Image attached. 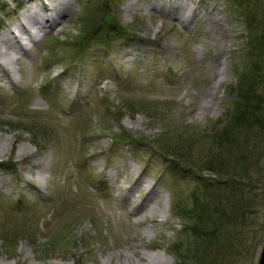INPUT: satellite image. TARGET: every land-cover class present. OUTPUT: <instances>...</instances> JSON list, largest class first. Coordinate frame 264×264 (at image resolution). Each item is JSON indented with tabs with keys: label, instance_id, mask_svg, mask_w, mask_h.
<instances>
[{
	"label": "rangeland",
	"instance_id": "rangeland-1",
	"mask_svg": "<svg viewBox=\"0 0 264 264\" xmlns=\"http://www.w3.org/2000/svg\"><path fill=\"white\" fill-rule=\"evenodd\" d=\"M48 1L0 0V36ZM56 1L0 58V264H257L264 3Z\"/></svg>",
	"mask_w": 264,
	"mask_h": 264
},
{
	"label": "bare ground",
	"instance_id": "bare-ground-1",
	"mask_svg": "<svg viewBox=\"0 0 264 264\" xmlns=\"http://www.w3.org/2000/svg\"><path fill=\"white\" fill-rule=\"evenodd\" d=\"M133 1L128 2V5H127L128 8L133 3ZM152 1L154 0H150V2ZM59 4L61 3L57 2L56 0H50L45 5L42 4V6H40L41 7L40 9L39 8L35 9L34 7H27L21 14L20 19H18V23H16V25L12 28V30L8 31L7 33L8 36L6 33L0 36V45H1L0 46V58L1 60L3 59L4 62L6 61V63L10 64L14 58V54H13L14 49L13 51L10 52V49L14 47V44L12 43V39H15L16 43H19V38H21L22 35H27V39H28V36L34 35L35 31L45 27L44 23L46 21L48 22L49 18L51 19V17H49L50 15H44L42 11L44 12L45 10L50 9L49 12L57 14ZM177 7L180 8V11L187 10L188 12L187 17L195 13V9L188 7L186 4H178ZM213 20L216 25H220L218 19H213ZM31 28H33L34 32L31 31ZM5 147H6V143L0 142V153H2V151L5 150ZM27 150H28V147L25 145H22L19 147L18 152L19 154H23ZM148 189L151 190L152 188L148 187ZM149 199L150 198H148V200ZM151 211H153V208L150 209V212ZM160 256H161V252H156V253L144 254L143 258L147 260L145 264H156V260L160 259ZM52 264H57V263L53 262ZM124 264H126V262H124Z\"/></svg>",
	"mask_w": 264,
	"mask_h": 264
},
{
	"label": "trees",
	"instance_id": "trees-1",
	"mask_svg": "<svg viewBox=\"0 0 264 264\" xmlns=\"http://www.w3.org/2000/svg\"><path fill=\"white\" fill-rule=\"evenodd\" d=\"M227 1L235 9H237V8L243 9L244 7L246 8L247 5L250 4V3H253V4H255V3H261V4H263L264 3V0H227ZM262 11L264 12V9ZM262 11H259L258 9H255V12L251 13V17H249L251 19H249L247 21V24L249 26H253L254 23L256 22L255 21V17L257 16L256 15V12L260 14ZM260 18L263 19L264 16L261 15ZM258 39H259L258 41H259L260 47L262 48V50H264V27L263 26H262V29H261V32H260V36H259ZM251 93L253 94V91H251ZM245 96H250V91H247L246 92V94L244 95V98L243 99H245ZM242 104H243V107H246V109H244V110L241 111L242 113H240V115H238V118H247L248 119V122L249 121L251 122V118L254 116L253 113L251 112L252 111V107H250L252 105L249 104L250 106L248 108L247 107L248 105H247V103L245 101H243ZM244 105H246V106H244ZM217 134L218 133H216V135H215V140H221V136H223L224 138L227 136L226 135V131L224 133H222V135L219 134L217 136ZM199 184H200V188H197V189H201L200 191H202V196H205L206 193L211 192L212 188L217 189L218 185H220V183L219 184L214 183L213 181H209V180H207V179H205L203 177H202L201 180L199 179ZM231 187H233V186L231 185ZM199 199H200V197H199ZM204 200L205 199H202L201 198L202 203L204 202ZM198 203H199V208L204 210L205 208H204L203 204L200 205V202H198V198H196V197H194V207L189 208V209H185L183 207H175V209L178 211V213L182 214V216L184 215L186 217V219H190L191 218V220L193 219V220H195L199 224L201 222V220H203L201 218L200 213H198L197 217L195 215H193V210L195 209V206H197ZM190 229L193 230L194 227H190L189 230ZM179 259L181 261L184 260V258L181 257V256H179ZM207 261L204 260V259L203 260H200V263L199 264H206ZM178 264H182V263L179 262Z\"/></svg>",
	"mask_w": 264,
	"mask_h": 264
},
{
	"label": "water",
	"instance_id": "water-1",
	"mask_svg": "<svg viewBox=\"0 0 264 264\" xmlns=\"http://www.w3.org/2000/svg\"><path fill=\"white\" fill-rule=\"evenodd\" d=\"M257 264H264V241H263L260 253H259Z\"/></svg>",
	"mask_w": 264,
	"mask_h": 264
}]
</instances>
